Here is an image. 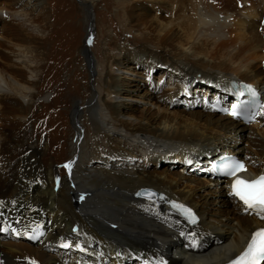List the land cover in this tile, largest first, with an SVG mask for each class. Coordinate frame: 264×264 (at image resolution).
Listing matches in <instances>:
<instances>
[{
    "label": "bare ground",
    "instance_id": "obj_1",
    "mask_svg": "<svg viewBox=\"0 0 264 264\" xmlns=\"http://www.w3.org/2000/svg\"><path fill=\"white\" fill-rule=\"evenodd\" d=\"M24 1L0 7V21L16 31L3 28L8 32L3 35L0 28V233L34 244L0 242V264H123L136 254L143 264H223L238 255L264 220L243 211L230 197L228 183L208 176L205 163L216 156L207 151L215 147L236 154L246 160L249 173L264 172V117L243 125L225 115L213 118L203 100L196 111H177L173 99L191 73L215 83L191 85L189 92L203 89L206 97L226 89L229 83L221 84L225 78L264 87V0H240L238 10L227 7L223 12L192 8L195 23L177 10L178 18L157 21L153 28L139 24L141 20L133 24L127 16L122 33L140 45L134 65L126 55L134 46L125 39L108 44L110 34L103 32L107 49L97 45L95 56L83 52L92 76L86 99L76 102L72 113L74 137L66 148L71 168L63 179L50 164L42 166L41 147L18 133L40 97L49 58L44 47L50 15L42 11L41 0ZM146 1L153 0L116 3L126 8ZM81 3L89 39L97 26L94 0ZM154 60L176 75L162 93L152 88L132 103L131 92L148 84L157 68ZM140 61L143 68L137 67ZM137 105L142 106L139 111ZM85 108L91 114L88 125L82 121ZM194 147L206 151L189 166L183 153ZM173 152L191 176L148 166V161ZM142 188L164 199L137 197ZM169 200L195 210L200 221L186 225L166 205ZM69 237L95 256L79 249L46 248L51 240ZM124 246L130 255L123 254Z\"/></svg>",
    "mask_w": 264,
    "mask_h": 264
},
{
    "label": "rangeland",
    "instance_id": "obj_2",
    "mask_svg": "<svg viewBox=\"0 0 264 264\" xmlns=\"http://www.w3.org/2000/svg\"><path fill=\"white\" fill-rule=\"evenodd\" d=\"M14 1L16 0H0V7H6L9 2L13 3ZM116 2L117 0H94L93 15L95 22L93 25L96 23L97 28L94 26L95 30L92 31L93 35H90L89 39L87 40L89 32H87L85 35V15L82 10L81 0H41L43 9L42 11L45 10L46 13L50 15V28L48 29L46 35L48 36L49 40L47 46L44 47V53H46L48 55L47 57L49 58L46 60L42 74L43 77L39 86L41 93L40 97H38V99L35 101V104L31 110V114L29 115L30 121L26 123V125L23 126L18 131V133L21 134L23 131L26 136L28 135L30 137V141L32 143H35L41 147L42 154L40 155V160L42 166L45 165L48 167L47 165L50 164L53 169L57 171L56 176L60 179L65 178L67 175V169L64 167V165L69 164L71 161L66 154V148L69 146L72 138L74 137L72 113L75 110L76 102H80L79 100L83 98L86 99V95L88 93V81L92 76L91 72L87 68V65L85 64L83 52L86 51L90 55L95 56L99 51L97 50V47H100V49H107V46L103 45L104 41H102V39L104 38L102 37L106 32H108L110 34V40L108 41V44H111V42H118L119 40L123 41L125 39L130 42L131 46H134L131 47V52H129V54L126 53V55L129 56V64L134 65V56L139 55L138 50L140 45L133 44L132 40L130 39L131 36L124 34V32L122 33L123 28H125V17H131L130 19L133 24L135 22H139L138 20H141L142 22L140 21L139 24L143 23L146 27L153 28L156 27L157 21L167 23L173 21L175 18H178L176 15L177 10L180 16L182 14L188 16L191 19L192 16H190V11L193 9H205L207 12H223L227 7H235L237 9L238 2H240V0H153L151 2L146 1V3L134 2L131 5H125L126 8L119 6ZM173 8H176V10L174 11ZM193 20L195 21V19ZM193 20L192 23H195ZM175 22L176 21L173 23L175 24ZM5 23L6 22L0 21V28L2 27L1 33L3 35H7L8 33L4 31L6 28L10 31L13 30L14 33L16 32L12 25ZM256 31L260 32L261 28L259 27L256 29ZM85 39L90 41V43L86 44ZM95 39H97L95 44H98L94 46ZM152 66L157 67L155 69L157 70L156 74H153L151 79L148 81V84H139V86L136 88V91L131 92L130 98L132 103L136 99L144 98L137 96H143L146 91L150 92L152 88H156L158 90L155 94H159V92L162 93L166 88L168 81H172L173 74L176 75L175 71L172 69L164 70L162 67L160 68L159 66L162 65L155 60L152 61ZM137 67L143 68L141 61ZM185 80L187 84L185 83L181 90L176 91L177 93L174 96L173 100L174 104H176L175 110L185 112L196 111V109H198L196 106L197 103H201L202 100L199 97L187 99L188 97H186V93H190L189 90L191 85H199L204 81L212 84L213 86L216 85H214L215 83L210 79L203 78L199 73H191L187 76V78H185ZM157 82L159 83L158 85ZM229 82L230 81L225 78L222 80L221 84L225 85ZM125 89L129 90L132 88L126 86ZM198 91L201 93V95L204 92L203 89H199ZM224 96L222 95L223 98ZM137 107V110L139 111L142 106L139 107V105H137ZM88 109L89 108L83 109L84 115L82 121L85 125H88L87 122H89L91 119V114ZM127 109L131 111L129 107ZM204 109L207 111L206 113L213 115V118L219 116L206 109L205 106ZM137 110H134V112L136 113ZM5 123L8 122L5 121ZM14 138H16V136H14ZM239 144L244 146V141ZM205 151L206 149L203 150L199 149L198 147L187 148L183 153V162L190 166L197 161H201ZM207 152L218 154L219 152L221 153L223 151L217 150L215 147H213ZM164 154L160 157H157V160L155 161H148V166L153 167V169L157 170L158 172L170 171L176 173L178 172L184 176H191L189 169L184 166V163L178 161L180 159L179 157H177V160L175 161V156L178 154V152H173L168 156ZM169 159H172V161L174 160L176 163L173 164V162H170ZM4 160L5 158H2L1 162ZM201 177H203V175H199L198 178ZM220 185L221 184H214V186ZM201 194L204 195L203 192H201ZM208 200L209 202H212L214 197H210ZM17 239L19 238L7 237L6 235L0 233V242L13 241ZM19 240H22L29 245L34 244L26 241V238L24 237H20ZM74 243L75 242L72 241L71 237L65 238L63 240H51L47 243L46 248L49 249L52 247L64 250H70V248H72V250H82L81 247L75 245ZM63 245H68L69 247L65 248ZM82 251L92 257L95 256V254H91L89 251ZM123 252V254L130 255V250L126 246L123 247ZM130 256L132 259L127 263L124 261L123 264L145 263L139 254H136V256Z\"/></svg>",
    "mask_w": 264,
    "mask_h": 264
},
{
    "label": "snow or ice",
    "instance_id": "obj_3",
    "mask_svg": "<svg viewBox=\"0 0 264 264\" xmlns=\"http://www.w3.org/2000/svg\"><path fill=\"white\" fill-rule=\"evenodd\" d=\"M248 91L255 96V92L251 88H248ZM261 108V111L254 113L253 116H249L247 119L251 120L255 115L264 116V105ZM231 114L237 115L235 112ZM64 167L70 169L71 164H66ZM245 171V165L238 161H232L223 169V174L232 179L229 194L237 203L242 205L246 214L255 215L264 220V175L255 180H245L240 176V173ZM185 212L194 223L195 217L192 216L191 211L185 209ZM230 264H264V228L251 233L244 250Z\"/></svg>",
    "mask_w": 264,
    "mask_h": 264
},
{
    "label": "water",
    "instance_id": "obj_4",
    "mask_svg": "<svg viewBox=\"0 0 264 264\" xmlns=\"http://www.w3.org/2000/svg\"><path fill=\"white\" fill-rule=\"evenodd\" d=\"M139 195L146 196V197H154L155 196V193L153 191H150V190H144V191H141L139 193Z\"/></svg>",
    "mask_w": 264,
    "mask_h": 264
}]
</instances>
